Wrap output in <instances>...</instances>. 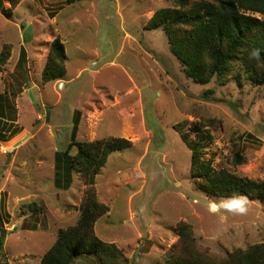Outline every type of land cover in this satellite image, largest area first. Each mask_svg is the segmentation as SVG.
<instances>
[{
    "label": "rangeland",
    "instance_id": "1",
    "mask_svg": "<svg viewBox=\"0 0 264 264\" xmlns=\"http://www.w3.org/2000/svg\"><path fill=\"white\" fill-rule=\"evenodd\" d=\"M174 5L22 0L10 18L0 12V50L11 45L0 63V264H39L58 231L76 224L87 185L71 170L68 187H59L55 173L59 164L62 185L72 139L131 142L94 177L97 200L108 207L94 233L128 264H164L181 221L191 226L195 249L211 259L264 242V200L199 189L181 137L204 135L202 158L215 170L264 181V85L252 84L240 61L205 85L188 78L164 32L145 27L155 11ZM55 37L65 47L66 73L43 82ZM71 264L102 262L78 254Z\"/></svg>",
    "mask_w": 264,
    "mask_h": 264
},
{
    "label": "trees",
    "instance_id": "2",
    "mask_svg": "<svg viewBox=\"0 0 264 264\" xmlns=\"http://www.w3.org/2000/svg\"><path fill=\"white\" fill-rule=\"evenodd\" d=\"M21 1L0 0V12L10 18ZM145 27L164 32L185 75L196 84L205 85L214 77H226L231 73L234 62L240 61L252 84L264 85V0H175L174 6L155 11ZM10 51V44L2 46L0 63L5 62ZM24 60L25 50L21 49L18 65ZM66 60L64 44L55 37L49 45L41 72L42 81L62 79L66 73ZM0 108L2 110V105ZM181 137L190 149V175L199 189L218 198L243 196L264 200V181L242 177L225 169L215 170L210 161L202 158L204 135L188 139L181 132ZM130 146V141L118 137L94 141L72 139L68 143L63 153L66 158L65 182L59 183L58 164L56 185L67 188L71 182V170H74L80 173L87 189L76 224L58 231L55 242L39 264H71L72 257L78 254L97 255L102 264H128V258L120 250L112 243L103 242L94 233L95 221L108 211V207L97 200L94 177L113 151ZM234 160L235 163L243 161L240 148L235 151ZM28 207L31 215L40 211L37 203L33 202ZM176 230L178 242L168 251L164 264H264V242L236 249L216 260L195 249L188 223L179 222Z\"/></svg>",
    "mask_w": 264,
    "mask_h": 264
},
{
    "label": "clouds",
    "instance_id": "3",
    "mask_svg": "<svg viewBox=\"0 0 264 264\" xmlns=\"http://www.w3.org/2000/svg\"><path fill=\"white\" fill-rule=\"evenodd\" d=\"M240 210L243 211V208H241Z\"/></svg>",
    "mask_w": 264,
    "mask_h": 264
},
{
    "label": "crops",
    "instance_id": "4",
    "mask_svg": "<svg viewBox=\"0 0 264 264\" xmlns=\"http://www.w3.org/2000/svg\"><path fill=\"white\" fill-rule=\"evenodd\" d=\"M61 85V84H60Z\"/></svg>",
    "mask_w": 264,
    "mask_h": 264
}]
</instances>
